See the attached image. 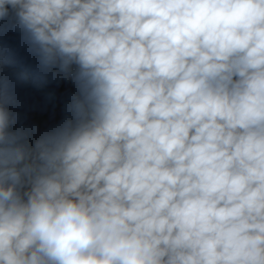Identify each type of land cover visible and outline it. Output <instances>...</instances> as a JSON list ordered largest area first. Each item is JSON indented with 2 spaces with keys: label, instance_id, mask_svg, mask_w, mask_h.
Listing matches in <instances>:
<instances>
[{
  "label": "clouds",
  "instance_id": "9594fccd",
  "mask_svg": "<svg viewBox=\"0 0 264 264\" xmlns=\"http://www.w3.org/2000/svg\"><path fill=\"white\" fill-rule=\"evenodd\" d=\"M9 7L80 94L30 145L0 86V264H264V0Z\"/></svg>",
  "mask_w": 264,
  "mask_h": 264
},
{
  "label": "trees",
  "instance_id": "16d2710c",
  "mask_svg": "<svg viewBox=\"0 0 264 264\" xmlns=\"http://www.w3.org/2000/svg\"><path fill=\"white\" fill-rule=\"evenodd\" d=\"M17 25L15 12L9 7V15L0 19V86L7 85L14 100L8 109L18 116L10 131L28 133L31 145L53 127L73 119L67 106L80 94L75 80L77 67L72 65L66 73L58 65L45 68L27 33Z\"/></svg>",
  "mask_w": 264,
  "mask_h": 264
},
{
  "label": "rangeland",
  "instance_id": "374dc122",
  "mask_svg": "<svg viewBox=\"0 0 264 264\" xmlns=\"http://www.w3.org/2000/svg\"><path fill=\"white\" fill-rule=\"evenodd\" d=\"M55 129H56V127H55V128L53 127V129H51V130H49V131H47V132H52V131H54Z\"/></svg>",
  "mask_w": 264,
  "mask_h": 264
}]
</instances>
